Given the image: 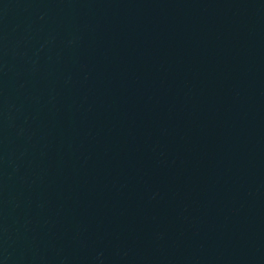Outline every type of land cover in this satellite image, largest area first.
<instances>
[{"label": "water", "instance_id": "water-1", "mask_svg": "<svg viewBox=\"0 0 264 264\" xmlns=\"http://www.w3.org/2000/svg\"><path fill=\"white\" fill-rule=\"evenodd\" d=\"M0 264H264V0H0Z\"/></svg>", "mask_w": 264, "mask_h": 264}]
</instances>
